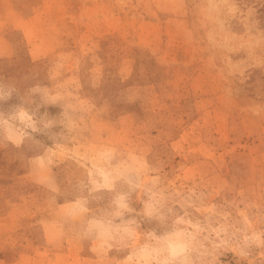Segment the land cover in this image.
Instances as JSON below:
<instances>
[{
    "label": "rangeland",
    "instance_id": "rangeland-1",
    "mask_svg": "<svg viewBox=\"0 0 264 264\" xmlns=\"http://www.w3.org/2000/svg\"><path fill=\"white\" fill-rule=\"evenodd\" d=\"M0 264H264V0H0Z\"/></svg>",
    "mask_w": 264,
    "mask_h": 264
},
{
    "label": "clouds",
    "instance_id": "clouds-1",
    "mask_svg": "<svg viewBox=\"0 0 264 264\" xmlns=\"http://www.w3.org/2000/svg\"><path fill=\"white\" fill-rule=\"evenodd\" d=\"M32 130H33V131H37V129H35V128H33Z\"/></svg>",
    "mask_w": 264,
    "mask_h": 264
}]
</instances>
